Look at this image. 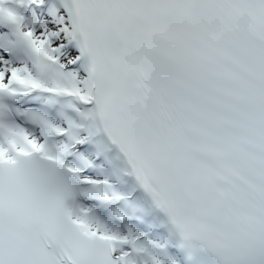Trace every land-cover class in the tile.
I'll return each instance as SVG.
<instances>
[{"label": "snow or ice", "instance_id": "1", "mask_svg": "<svg viewBox=\"0 0 264 264\" xmlns=\"http://www.w3.org/2000/svg\"><path fill=\"white\" fill-rule=\"evenodd\" d=\"M0 264H264V0H0Z\"/></svg>", "mask_w": 264, "mask_h": 264}]
</instances>
